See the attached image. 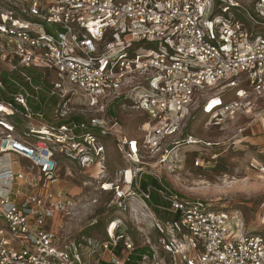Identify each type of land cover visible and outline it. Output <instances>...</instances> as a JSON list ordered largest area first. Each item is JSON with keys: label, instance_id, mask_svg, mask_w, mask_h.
I'll return each instance as SVG.
<instances>
[{"label": "built area", "instance_id": "obj_1", "mask_svg": "<svg viewBox=\"0 0 264 264\" xmlns=\"http://www.w3.org/2000/svg\"><path fill=\"white\" fill-rule=\"evenodd\" d=\"M231 8H241L238 0H0V74L8 70L11 79L31 86L16 81L11 99L0 98V264H264V236L247 232L238 212L184 197L143 166L146 154L165 163L182 145L196 144L185 130L197 112L220 125L223 116L252 114L264 100V34L251 31L245 19L233 21ZM29 70L48 87L34 85ZM228 89L235 95L224 103L220 96ZM40 92L59 100L55 113L62 118L69 98L81 96L93 114L81 116L80 128L88 132L76 136L78 125L55 131L43 114L31 113L27 98ZM122 110L139 111L142 138L128 136ZM17 114L32 119V133L51 135L16 139L19 125L3 119ZM104 138H113L129 163L110 189L103 185L113 194L108 205L138 225L142 244L119 218L104 239L67 242L50 224L59 214L71 216L78 202L64 189L43 191L16 166L25 160L54 185L58 155L102 164ZM146 177L159 186L143 187ZM155 196L162 205L153 204ZM261 208L264 213V202ZM238 221L239 233L229 237ZM110 229L115 236H108Z\"/></svg>", "mask_w": 264, "mask_h": 264}, {"label": "rangeland", "instance_id": "obj_2", "mask_svg": "<svg viewBox=\"0 0 264 264\" xmlns=\"http://www.w3.org/2000/svg\"><path fill=\"white\" fill-rule=\"evenodd\" d=\"M238 2L241 8H231L233 21L245 19L251 31L264 34V0ZM221 85L222 83L210 90L207 89L206 97L214 96L217 91L214 89ZM242 87L249 89L247 84ZM234 95L235 90L228 89L220 99L227 103ZM69 100L63 110L66 111L65 117L78 115L87 119L93 115L86 111L83 99L78 94L72 95ZM213 102L218 104V99ZM132 111L134 110H122L118 112V117L125 124L124 129L129 137L135 135L142 138L143 130L139 125L144 119L139 115V111ZM54 118L63 119L56 113ZM263 119L264 100L258 102L252 114L235 118L223 116L220 125L209 115L197 112L185 130V136H193L196 144L182 145L179 152L176 155L172 154L165 163H158V158L151 159L146 154L143 166L152 176L158 177L161 183L184 197L207 200L218 209L238 212L247 232H256L264 236V213L261 208L264 202V173L260 170L264 167ZM3 121L19 125L12 133L20 140L33 141L41 136V132L46 136L52 133V130H49V133L48 130L40 131L38 128H35L36 133H32L30 126L34 122L23 114L4 118ZM240 129H243L242 133H239ZM3 131L4 127L1 126L0 140ZM245 137L250 138L247 140ZM103 140L105 159L102 164L93 162L90 165H82L58 155L56 161L60 167V179L54 185L43 181L38 171L32 169L27 161H16V166L34 175L41 187H45L43 191L47 190L46 186L64 189V193L78 202L71 216L59 214L50 224L67 242L78 241L82 236L104 239L111 221L119 218L124 220L131 238L142 244L144 236L138 231V225L131 222L124 213L113 210L108 205L113 194L104 191L103 185L107 184L106 188L110 189L109 184L120 179L121 172L129 168V163L113 138ZM89 155L95 159L93 152H89ZM197 159L200 160V165H196ZM241 222L230 226L229 237L239 233ZM140 225L144 228L142 224ZM110 232L108 236H115L114 229H110ZM152 236H157L155 230Z\"/></svg>", "mask_w": 264, "mask_h": 264}, {"label": "trees", "instance_id": "obj_3", "mask_svg": "<svg viewBox=\"0 0 264 264\" xmlns=\"http://www.w3.org/2000/svg\"><path fill=\"white\" fill-rule=\"evenodd\" d=\"M29 74L33 76V84L34 85H45L48 87V82L42 81L40 79V75L37 74V72L33 70L28 71ZM16 81L21 83L27 90H31V86L29 83H26L23 81L22 77H14L11 79V74L8 70H2L0 74V98L1 96L5 99L10 100L11 95L14 92H16L17 85ZM1 86L5 88V91L1 89ZM28 107L30 109V112L33 114H43V121L54 128L55 131H59L60 127L65 126L67 128L74 127L75 125H78L79 127L74 129V133L76 136H83L85 133L88 132L87 129L80 128V125L86 122V120L78 115H72L67 118H63L61 120H56L54 118L55 110L58 105L59 100L56 97H49L46 93L40 92L37 95V98L34 97H28L27 98ZM21 111L23 114L26 113L25 108L21 107ZM153 184L156 186H159V183L157 180L146 177L143 182L142 186L145 187L147 184ZM153 204L155 205H162L163 203L160 202V200L155 196L153 197ZM140 251V250H139Z\"/></svg>", "mask_w": 264, "mask_h": 264}, {"label": "crops", "instance_id": "obj_4", "mask_svg": "<svg viewBox=\"0 0 264 264\" xmlns=\"http://www.w3.org/2000/svg\"><path fill=\"white\" fill-rule=\"evenodd\" d=\"M263 121H264V119H263ZM256 126H257V125H256ZM258 127H259V126H258ZM245 138H246L247 140H249L250 137H245ZM253 139H255V138H253Z\"/></svg>", "mask_w": 264, "mask_h": 264}]
</instances>
